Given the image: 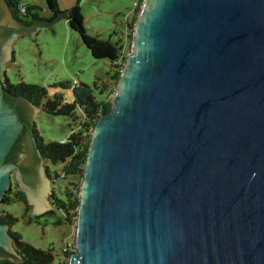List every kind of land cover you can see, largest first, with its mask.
<instances>
[{"label":"water","instance_id":"obj_1","mask_svg":"<svg viewBox=\"0 0 264 264\" xmlns=\"http://www.w3.org/2000/svg\"><path fill=\"white\" fill-rule=\"evenodd\" d=\"M0 24V204L17 168L32 212L54 213L30 131L7 159L24 100L1 84L14 36L49 24L15 22L3 0ZM0 247L19 256L1 221ZM75 247L70 264H264V0L142 1L92 130Z\"/></svg>","mask_w":264,"mask_h":264},{"label":"rangeland","instance_id":"obj_2","mask_svg":"<svg viewBox=\"0 0 264 264\" xmlns=\"http://www.w3.org/2000/svg\"><path fill=\"white\" fill-rule=\"evenodd\" d=\"M33 1L41 6L38 9L40 16L46 17L50 14L46 0ZM75 1L59 0V3L62 8H68ZM137 1L139 0H81L80 2L88 30L99 34L103 39L118 42L123 47L124 59L120 63H124L131 50L132 36L129 34L133 31L130 32L128 22L132 20ZM12 49L15 51V59L9 54L3 72L6 71L13 82H18L22 78L28 82L43 84L47 87L49 96L62 92L67 101L73 100L71 88H63L54 84L55 82L65 79L71 82L85 81L92 86L97 98H112L114 94L116 81L111 78L115 68L112 66V61L106 57L95 58L80 34L70 27L66 17H60L51 25L36 30L32 37L25 31L17 33L12 41ZM4 77L5 75L2 79ZM36 108L37 111L31 120L35 121L44 142L66 140L73 130L81 127L83 116H80L82 110L79 107H76L77 112L73 114L49 113L39 106ZM16 169L13 170L14 175L12 174L14 189L22 188L20 179L15 174ZM42 169L50 188L48 202L58 213V217L62 218L61 223H56L55 216L51 214L46 218L29 221L27 216L34 214L32 212L34 203L29 201L28 208L24 201L16 200L2 202L0 209L18 215L19 220L11 228L21 232L25 240L42 248L53 246L57 261L65 247L73 251L76 249L77 214L73 213L69 218L64 219L63 211L54 205V201L59 196H64L66 188H77V184H73L72 181L81 184L82 177L66 175L60 162L44 160ZM25 193L27 196L26 191ZM25 208H27L26 217L23 216Z\"/></svg>","mask_w":264,"mask_h":264},{"label":"trees","instance_id":"obj_3","mask_svg":"<svg viewBox=\"0 0 264 264\" xmlns=\"http://www.w3.org/2000/svg\"><path fill=\"white\" fill-rule=\"evenodd\" d=\"M4 1L11 9L14 18L22 22V24L28 25L34 22H45L46 25H51V23L55 22L60 17H66L70 27L80 34L83 42L95 58L106 57L112 61V66L115 68L111 73V78L117 83L123 68V63H120V61L124 59L123 47L118 42H113L110 39H103L99 34L92 33L88 30L84 22V14L81 11V0H76L75 3L68 8H62L59 0H46L50 10V14L46 17L40 16L38 9L41 8V6L33 0L26 2L25 12H21L20 10L22 0ZM142 1L143 0H139L136 2L132 20L128 22L129 30H131L130 32L133 31ZM129 35L132 36L133 33ZM13 52V59H15V51L13 50ZM4 75L5 77L2 79L1 84L5 97L9 100L14 98L24 100L19 108L20 116L24 122L30 120L28 114L29 106L26 105L28 103L35 104L49 113L73 114L77 112L76 107L82 110V114L80 115L83 116L81 127L73 130L66 140H50L44 142L38 132L35 121L32 122V130H30L37 144L36 149L40 150L45 161L60 162L63 164V171L66 175L73 174L82 177L90 146L92 130L100 115L111 109L112 98H97L92 86L85 81L71 82V80L68 79L59 80L54 84L60 85L63 88H71L72 90L73 100L67 101L62 92H56L53 96H49L48 89L43 84L28 82L22 78L18 82H13L6 74V71ZM23 135L25 134L21 133L9 152L7 159H16L17 152L21 148L19 140L23 138ZM72 182L73 184H77V188H66L64 196H59L54 201V205L59 210L63 211L65 215L64 219L69 218L73 213L77 214L80 204L81 184L75 181ZM12 188L6 191L2 197V201L7 203L22 200L28 208L29 203L25 191L22 188ZM27 208H25L23 212L24 217H26L25 213ZM47 214L52 213L50 212ZM27 218L29 221L39 220L36 215H30L27 216ZM18 220V215H15L11 211L0 209V221L10 225L13 244L19 254V256L15 255L12 259L8 257L1 258L0 264H70L69 258L74 252L72 249L65 247L62 256L56 261V252L53 246L47 248L35 246L31 242L25 240L21 232L12 230L11 226Z\"/></svg>","mask_w":264,"mask_h":264},{"label":"flooded vegetation","instance_id":"obj_4","mask_svg":"<svg viewBox=\"0 0 264 264\" xmlns=\"http://www.w3.org/2000/svg\"><path fill=\"white\" fill-rule=\"evenodd\" d=\"M9 12H10V14H11V16H12V18L15 20V22H20V21H18L17 19H15L14 18V15H13V13H12V11H11V9L9 8ZM20 23H22V22H20ZM10 28H11V26H9V25H2V24H0V55H1V50H2V46H3V44L5 43V41L9 38V34H10ZM12 50H14V49H12ZM13 57V56H12ZM11 100H13V99H11ZM15 100H17L16 98H15ZM20 104V103H19ZM20 108V105L18 106V109ZM34 120H31V118H30V120L28 121V122H24L25 123V126H24V129H23V132H22V134L24 133L25 134V132H27V131H30V130H32V122H33ZM31 132V131H30ZM33 137V136H32ZM19 141H21V138H20V140ZM34 144H35V148H37V144L35 143V141H34ZM20 150H21V148H20ZM20 150L17 152V156H16V159H13V158H9L8 160H10V161H13V162H15V163H17L18 162V154H19V152H20ZM37 150V149H36ZM12 174H13V172H12ZM14 175V174H13ZM13 177V185H12V187H14V176H12ZM13 189V188H12ZM25 191V190H24ZM26 194V193H25ZM27 197V196H26ZM28 200V199H27ZM52 208V207H51ZM51 211L50 210H46V211H44V212H42V213H34V211H33V215H36L37 217H38V219H40V218H44V217H46L48 214L47 213H50ZM52 214L51 215H56L55 216V218H58V213L57 212H51ZM6 253V251L3 249V248H1L0 247V255H3V254H5Z\"/></svg>","mask_w":264,"mask_h":264},{"label":"built area","instance_id":"obj_5","mask_svg":"<svg viewBox=\"0 0 264 264\" xmlns=\"http://www.w3.org/2000/svg\"><path fill=\"white\" fill-rule=\"evenodd\" d=\"M29 0H22L21 4H20V10L21 12H25L26 10V2Z\"/></svg>","mask_w":264,"mask_h":264}]
</instances>
